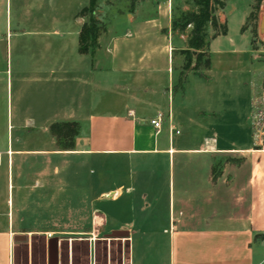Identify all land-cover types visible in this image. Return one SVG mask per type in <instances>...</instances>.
<instances>
[{"label":"crops","instance_id":"obj_1","mask_svg":"<svg viewBox=\"0 0 264 264\" xmlns=\"http://www.w3.org/2000/svg\"><path fill=\"white\" fill-rule=\"evenodd\" d=\"M175 1H99L106 29L81 53L90 0H0V264H49L54 237L58 264H113L114 240L119 264H142L135 243L145 264H264L251 12L239 39L209 26L208 64L193 50L185 70ZM63 121L72 147L51 131Z\"/></svg>","mask_w":264,"mask_h":264},{"label":"trees","instance_id":"obj_2","mask_svg":"<svg viewBox=\"0 0 264 264\" xmlns=\"http://www.w3.org/2000/svg\"><path fill=\"white\" fill-rule=\"evenodd\" d=\"M100 0H90L89 4L85 6L79 15L87 16V20L81 27L79 38V50L81 53H91L98 46V38L103 31H105V24L97 15ZM196 9L183 12L180 16L173 19V28L185 30L191 24L189 48L185 52L189 56L188 62L185 64V70L191 67V58L193 50H196V64L195 69L202 65H207L208 57V28L212 26L215 30V35L218 33L225 34L227 32L226 25H220L217 17V11L226 5L227 0H191ZM252 15V14H251ZM250 17V16H249ZM246 28V25L243 29ZM255 31V29H254ZM204 61H206L204 63ZM185 75H181L176 86L181 87L184 83ZM52 133L57 139L62 141L63 146L72 147L73 139L78 132V124L76 122H55L51 125ZM215 173V172H214ZM216 177V173L214 178Z\"/></svg>","mask_w":264,"mask_h":264},{"label":"rangeland","instance_id":"obj_3","mask_svg":"<svg viewBox=\"0 0 264 264\" xmlns=\"http://www.w3.org/2000/svg\"><path fill=\"white\" fill-rule=\"evenodd\" d=\"M100 2L103 3V0H100ZM121 3H124L125 0H120ZM177 2V3H176ZM249 8V31L247 34L249 35V41H253L255 38V44L261 49V51L257 52V54L260 56V59L263 67H264V30H259L255 26L254 21L259 18V16H264V0H227L226 5L224 8H222V11L225 13L227 19H228V26L230 28V34L233 38L239 39L240 35V17L242 15V11ZM175 11V17L180 16L183 12H187L193 9H196L195 4L191 0H177L175 1L174 6ZM221 10V9H220ZM223 19V16L222 18ZM225 25V23H222ZM220 24V25H222ZM190 28H192V25H188ZM209 29V28H208ZM255 29V31L253 30ZM212 34L211 30L208 31V38L210 37V34ZM251 55V54H249ZM257 60L256 63H260V61ZM206 61H204L205 63ZM264 106V83L259 87V90L255 94V110L258 111V108H261ZM258 116V114H257ZM255 129L256 133L258 135V140L260 143L264 145V124L263 121L257 122V117L255 115ZM146 240H142V242H145ZM112 242H115L113 245V264H119L118 260V250L120 247V241L114 240ZM38 245L37 243L35 244ZM138 245L134 244V259L135 261H141L142 264L149 263L152 261V256L144 254V252H141V250H138ZM24 256V254H23ZM22 256V257H23ZM24 262V257L22 258ZM145 262V263H143Z\"/></svg>","mask_w":264,"mask_h":264},{"label":"water","instance_id":"obj_4","mask_svg":"<svg viewBox=\"0 0 264 264\" xmlns=\"http://www.w3.org/2000/svg\"><path fill=\"white\" fill-rule=\"evenodd\" d=\"M264 26V24H263ZM125 234L123 231H116L115 236H122ZM27 237L24 235H17L16 240H25ZM59 261V239L57 237L51 238L49 241V264H58Z\"/></svg>","mask_w":264,"mask_h":264},{"label":"built area","instance_id":"obj_5","mask_svg":"<svg viewBox=\"0 0 264 264\" xmlns=\"http://www.w3.org/2000/svg\"><path fill=\"white\" fill-rule=\"evenodd\" d=\"M191 25V24H189ZM258 114V116H257ZM257 117V122L259 123L260 121H263L262 123L264 124V106L261 107V108H258V111L254 109V112H253V124H254V128H255V120H254V117ZM163 117H164V114L163 112H159L157 114V116L155 118H153L151 120L153 126L159 131L162 127V120H163ZM255 133H256V129H255ZM257 135V133H256ZM258 136V135H257Z\"/></svg>","mask_w":264,"mask_h":264}]
</instances>
